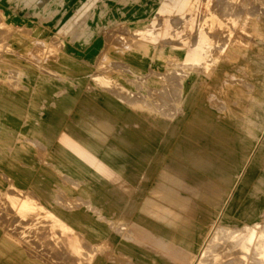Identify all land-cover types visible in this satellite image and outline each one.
<instances>
[{
  "label": "crops",
  "instance_id": "crops-1",
  "mask_svg": "<svg viewBox=\"0 0 264 264\" xmlns=\"http://www.w3.org/2000/svg\"><path fill=\"white\" fill-rule=\"evenodd\" d=\"M71 4L78 2L0 0L3 23L11 30V49L0 53V221L8 222L0 223V264H228L238 248L228 237L213 240L216 218L225 234L264 221V156L258 165L264 154V73H254L250 92L236 90L240 95L228 97L229 105L256 107L250 119L248 113L241 118L251 128L225 120V110L213 109L204 100L195 104V110L215 124L201 133L225 144L226 153L249 154L246 160L239 159L241 165L221 162L232 167L235 183L213 218L210 203L200 198L199 188L189 178L184 181L166 172L163 159L152 163L169 136L162 123L171 122L172 128L175 119L157 113L147 117L140 108L112 94L99 97L104 91L89 87L88 75L100 69L96 61L105 48L100 32L86 45L83 34L74 39L60 35L64 43H75L65 44L69 63L62 61L64 51L54 66L25 60L34 54L31 43L52 41L48 18L53 11H67ZM159 35L176 36L171 28ZM258 39H264V32ZM209 40L200 27L193 50L171 48L159 53L185 62L202 61ZM251 47L252 43L247 50ZM153 69L163 72L162 65H149L140 74ZM158 83H145L144 88H157ZM198 87L202 85L195 81L191 91ZM188 132L184 137L194 153L196 130L189 127ZM179 136L180 131L173 148L180 144ZM224 139H234L235 145ZM184 170L188 177L198 173L204 183L209 179L193 165H185ZM21 201L38 209L21 211L14 205ZM228 223L238 228H229ZM14 234L25 243L15 240ZM74 235L79 241L72 240ZM202 248L205 255L199 258ZM112 249L126 263L110 256Z\"/></svg>",
  "mask_w": 264,
  "mask_h": 264
},
{
  "label": "rangeland",
  "instance_id": "rangeland-1",
  "mask_svg": "<svg viewBox=\"0 0 264 264\" xmlns=\"http://www.w3.org/2000/svg\"><path fill=\"white\" fill-rule=\"evenodd\" d=\"M77 2L78 4L69 5L67 11L65 9L53 11L48 18L49 21H52L51 31L49 30L53 34L52 41L31 43L30 48L34 50V54L25 60H29L36 66L43 65L42 63L54 66L58 62L57 56L64 51L61 57L62 61L69 63L72 59L66 55L67 46L75 43L74 41L64 43L60 35L74 39L75 36L83 34L84 45H86L100 32V35L105 37L106 43L104 52L96 61V66L100 69L88 75L89 87L103 90L104 93L99 97L112 94L128 104L140 108L148 115L147 117L155 113L169 119L173 117L175 121L172 128L171 122L162 123L166 126L165 135L169 134V136L154 155L152 163L155 159L158 161L163 159V167L166 172L175 174L177 169H180L179 176L184 178V181L189 178L192 185H196L199 189V184L222 186L224 180L233 173L230 172L232 161L236 165H241L237 164L239 159L243 156V160H246L249 154L244 153L240 157L230 150L226 153L225 144L216 143L215 139L211 140L201 133L200 130L211 131L215 124L206 113L195 110V104L198 100H204V103L213 109L225 110L223 118L227 121L240 125L239 128H251L249 123L242 124L241 118L243 113H248L246 117L250 119L252 114H255L256 107L229 105L228 97H232L236 90L250 92L249 85L254 84L256 79L254 73L259 75L264 73V39H258L260 34L256 33V29L264 25V0H187L184 6L180 5L182 0H77ZM138 7L142 8L133 10ZM130 9L133 11L131 12ZM64 10L65 13H63ZM4 17L0 12V53L11 49L8 41L11 30L3 23ZM200 27L205 29L210 39L206 46L204 60L185 62L175 56L159 53L160 49L170 50L171 48L193 50L199 38ZM167 28H171V32L176 35L173 39L159 35ZM251 31L253 32L251 33ZM100 35L97 37L99 38ZM155 39L157 43H155ZM251 43V49L247 50ZM240 46L243 49L238 52L239 55L236 53L239 56L236 60L232 49ZM12 60L16 61V59H8V61ZM148 65L154 67L162 65L163 72L158 73L153 69L154 71L152 70L148 75L140 74L148 68ZM50 70V75H53L54 69ZM216 74L219 75L218 78L215 77ZM156 80L160 82L157 88H150L146 91L144 84ZM125 81H128L129 84ZM195 81L202 87L191 91V85ZM248 96L252 97L251 94ZM189 127L191 130H196V137L192 139L195 141L193 155L198 158L197 162H194L195 158L193 157V160L190 156L191 149L188 156H181L177 153L178 146L188 142L184 135L189 134ZM179 131L180 144L173 148L172 141ZM224 140L235 145L234 139ZM252 155L250 154V158ZM263 156L264 154H260L258 165H262ZM222 161L230 166L221 163ZM188 164L205 172L209 179L204 183L202 176H198V173H193L188 177L184 170V166ZM204 165L209 166L204 167ZM221 165L228 168V171ZM230 190L227 195L231 192ZM199 195L201 199H204L201 193ZM224 198L215 202L211 197L210 199L205 197L207 204L210 203L213 218L222 209ZM14 205L21 211L38 209L37 205H30L28 201L14 202ZM51 219L56 221L53 216ZM0 222L3 225L6 224ZM213 224L217 227L215 234L212 235L214 241L225 240V237L232 238L233 236L236 238L233 242L235 245L242 241L237 246V254H232V259L228 264H264V221L245 230L248 231V234L245 231L232 234L223 233L224 230L219 228L221 225L219 218H216V222ZM228 227L238 228L233 223H228ZM262 227L263 229H261ZM68 231L70 237L71 231L70 229ZM11 236L15 240L25 243L17 234ZM234 237L233 239H235ZM73 239V241L79 240V238L77 240V236L75 238V235ZM258 242L261 244L258 245ZM262 245L263 247L259 249V246ZM255 248L256 251H253ZM203 251L202 248L199 258L204 257L205 251L204 253ZM109 255L126 263L124 256L116 252L115 249H112ZM250 256L251 259H255L251 260Z\"/></svg>",
  "mask_w": 264,
  "mask_h": 264
},
{
  "label": "bare ground",
  "instance_id": "bare-ground-1",
  "mask_svg": "<svg viewBox=\"0 0 264 264\" xmlns=\"http://www.w3.org/2000/svg\"><path fill=\"white\" fill-rule=\"evenodd\" d=\"M258 15V14H257ZM207 22H208V20H207ZM252 22V21H251ZM258 22V21H257ZM256 22V23H257ZM245 23V22H244ZM252 24V23H251ZM249 26V25H248ZM244 28V27H243ZM98 29V28H97ZM249 29V28H248ZM254 29V28H253ZM251 30V29H250ZM264 25H262V26H260V27H258L257 29H256V33H259L260 35H261V32L263 33L264 31ZM253 31H251V33H252ZM247 33V32H246ZM252 37H253V35H252ZM258 38V37H257ZM249 39V38H248ZM236 42V41H235ZM234 42V43H235ZM247 43V42H246ZM139 44V43H138ZM236 44H238V43H236ZM235 44V45H236ZM245 44V43H244ZM243 44V45H244ZM234 45V46H235ZM242 45V46H243ZM247 45V44H246ZM233 45L231 44V47H232ZM250 46V45H249ZM230 47V46H229ZM244 47V46H243ZM246 48V47H245ZM230 49V48H229ZM232 49V48H231ZM230 49V50H231ZM242 47L240 46V47H235L234 49H232V52H233V55L235 56L236 55V53L239 55L240 53H238V52H241L242 51ZM227 51H229V50H227ZM143 52V51H142ZM140 53V52H139ZM228 53V52H227ZM244 53H246V52H244ZM144 55V54H143ZM226 55V54H225ZM136 57V56H135ZM231 57V56H230ZM239 57V56H238ZM125 58V57H124ZM128 58V57H127ZM227 58V57H226ZM229 58V57H228ZM142 59V58H141ZM144 59V58H143ZM134 60V59H133ZM151 60V59H150ZM210 61V60H209ZM153 62V61H152ZM149 66V65H148ZM156 67V66H155ZM190 73V72H189ZM160 76V75H159ZM146 80V79H145ZM202 90V89H201ZM237 95H240V92L237 94V91H236V93L233 95V97H235V96H237ZM243 97V96H242ZM247 108H248V106H247ZM226 109V108H225ZM182 112V111H181ZM228 113V112H227ZM180 114V113H179ZM182 115V114H181ZM225 116H226V114H225ZM228 117V116H227ZM233 118V117H232ZM226 120V119H225ZM237 124V123H236ZM239 124V123H238ZM246 125V124H245ZM240 126V125H239ZM241 127V126H240ZM188 143V142H187ZM187 143L186 144H183V145H181V146H178V148H177V153L179 154V155H181V156H188L189 155V153H190V150H189V148H188V146H187ZM231 153V152H230ZM232 154V153H231ZM230 154V155H231ZM247 155V154H246ZM190 156H192V159H193V157L194 156H196V155H193V152H191V155ZM227 156V155H226ZM195 158V157H194ZM198 158H195V160H194V162H197L198 160H197ZM224 164V163H223ZM179 165V164H178ZM177 165V166H178ZM206 166H209V165H204V167H206ZM221 166H224V165H221ZM225 167V166H224ZM170 168V167H169ZM219 170H221V169H219ZM219 173V172H218ZM175 174H178V175H180V169H177V171H176V173ZM193 174V173H192ZM220 176V175H219ZM220 179V178H219ZM223 182V181H222ZM234 182H235V180H234V177L232 176V175H230V176H228L225 180H224V183L222 184V186H214V184L213 185H207V186H205V185H203V184H199V187H200V189H199V194L201 193L204 197H206L207 199H210V197L212 198V199H214V201L216 202L217 200H222L226 195H227V193H228V191L231 189V187L234 185ZM216 184V183H215ZM12 191V190H11ZM16 194V193H15ZM18 194V193H17ZM22 195V194H21ZM11 197V196H10ZM7 198V197H6ZM8 200V199H7ZM6 203V202H5ZM29 204V203H28ZM24 205H26V204H24ZM18 209V208H17ZM22 213V212H21ZM20 213V214H21ZM7 215V214H6ZM37 215V214H36ZM3 217V216H2ZM7 218V217H6ZM17 219V218H16ZM28 220V219H27ZM35 220V219H34ZM50 221V220H49ZM17 222V221H16ZM25 222V221H24ZM24 222H23V225H24ZM28 222V221H27ZM43 222H44V220H43ZM47 222V221H46ZM45 222V223H46ZM1 223V222H0ZM8 223V222H7ZM6 223V224H7ZM12 224V223H11ZM21 224V223H20ZM19 224V225H20ZM216 224V223H215ZM28 225V224H27ZM37 225H40V224H37ZM16 226V225H15ZM30 226V225H29ZM264 226V225H263ZM20 227V226H19ZM18 227V228H19ZM44 227V226H43ZM254 227V226H253ZM17 228V229H18ZM23 228V227H22ZM31 228V227H30ZM37 229V228H36ZM42 229V228H41ZM261 229H263V227L261 228ZM30 230V229H29ZM45 230H48L47 229V226H46V229ZM51 230V229H50ZM250 230H252V229H250ZM253 230H254V228H253ZM255 231H256V229H255ZM46 232V231H45ZM60 232V231H59ZM246 232V234H248V231H245ZM250 232V231H249ZM254 232V231H253ZM262 232V231H261ZM21 233V232H20ZM38 233V232H37ZM251 233V232H250ZM249 233V234H250ZM31 234V233H30ZM45 234V233H44ZM257 234V233H256ZM255 234V235H256ZM35 235V234H34ZM61 235V234H60ZM76 235V234H75ZM214 235V234H213ZM262 235H263V233H262ZM246 236V235H245ZM245 236H243V237H245ZM257 236V235H256ZM37 237V236H36ZM80 237V236H79ZM214 237V236H213ZM234 237V236H233ZM233 237L231 238V237H229V238H231V240H233L232 242H234L235 240H236V238L235 239H233ZM239 237V236H238ZM248 237H249V235H248ZM247 237V238H248ZM29 238H31V237H29ZM39 238V237H38ZM44 238H46V237H44ZM75 238H76V236H75ZM222 238V237H221ZM253 238V237H252ZM259 238V237H258ZM49 239V238H48ZM58 239V238H57ZM243 239H245V238H243ZM261 239V238H260ZM46 240H47V238H46ZM51 240V239H50ZM49 240V241H50ZM72 240H74V239H72ZM77 240H78V237H77ZM241 240V239H240ZM258 240V239H257ZM33 241V240H32ZM40 241V240H39ZM43 241V240H42ZM67 241V240H66ZM79 241V240H78ZM225 241V240H224ZM250 241H252L253 242V240H250ZM242 241H239V243H238V245H240V243H241ZM61 243V242H60ZM73 243V242H72ZM259 243V242H258ZM264 243V242H263ZM40 244H41V242H40ZM47 244V243H46ZM79 244V243H78ZM249 244V243H248ZM254 244V243H253ZM257 244V243H256ZM261 243H259L258 245H260ZM73 245V244H72ZM84 245V244H83ZM235 245V244H234ZM238 245H235V248L238 246ZM258 245H256V246H258ZM58 246V245H57ZM64 246V245H63ZM75 246V245H74ZM79 246V245H78ZM233 246V245H232ZM242 246V245H241ZM244 246V245H243ZM45 247V246H44ZM255 247V246H254ZM260 248L259 249H261V247H263V245L262 246H259ZM37 248V247H36ZM51 248V247H50ZM49 248V249H50ZM53 248V247H52ZM65 248H67V247H65ZM72 248V247H71ZM241 248V247H240ZM245 248V247H244ZM243 248V249H244ZM48 249V248H47ZM58 249V248H57ZM68 249V248H67ZM242 249V248H241ZM251 249V248H250ZM258 249V248H257ZM264 249V248H263ZM45 250V249H44ZM51 250V249H50ZM59 250V249H58ZM61 250V249H60ZM65 250V249H64ZM69 250V249H68ZM52 251V250H51ZM66 251V250H65ZM83 251V250H82ZM244 251V250H243ZM253 251H256V248H255V250L253 249ZM264 251V250H263ZM55 252V251H54ZM105 252V251H104ZM68 253V252H67ZM72 253V252H71ZM91 253V252H90ZM203 253H204V251H203ZM208 253V252H207ZM252 253V252H251ZM69 254V253H68ZM74 254V253H73ZM237 254V253H236ZM256 254V253H255ZM261 254V253H260ZM202 255H204V254H202ZM239 255V254H238ZM47 256V255H46ZM70 256V255H69ZM74 256V255H73ZM91 256V255H90ZM224 256V255H223ZM257 256V255H256ZM54 257V256H53ZM62 257V256H61ZM68 257V256H67ZM84 257V256H83ZM92 257V256H91ZM247 257V256H246ZM258 257H260V256H258ZM70 258V257H69ZM114 258V257H113ZM56 259V258H55ZM92 259V258H91ZM237 259V258H236ZM250 259H251V256H250ZM252 259H255V258H252ZM251 259V260H252ZM263 259V258H262ZM64 260V259H63ZM57 261V260H56ZM73 261V260H72ZM79 261V260H78ZM84 262V261H83ZM74 264V263H73ZM231 264V263H230ZM250 264H252V263H250Z\"/></svg>",
  "mask_w": 264,
  "mask_h": 264
}]
</instances>
